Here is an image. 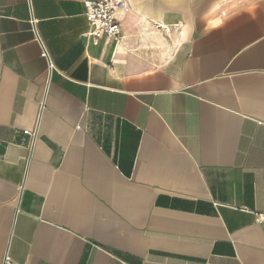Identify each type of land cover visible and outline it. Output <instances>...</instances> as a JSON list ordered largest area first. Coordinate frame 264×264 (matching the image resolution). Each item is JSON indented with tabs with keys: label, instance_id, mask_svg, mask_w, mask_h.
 <instances>
[{
	"label": "crops",
	"instance_id": "1",
	"mask_svg": "<svg viewBox=\"0 0 264 264\" xmlns=\"http://www.w3.org/2000/svg\"><path fill=\"white\" fill-rule=\"evenodd\" d=\"M84 1L0 0V264H264V0Z\"/></svg>",
	"mask_w": 264,
	"mask_h": 264
},
{
	"label": "built area",
	"instance_id": "2",
	"mask_svg": "<svg viewBox=\"0 0 264 264\" xmlns=\"http://www.w3.org/2000/svg\"><path fill=\"white\" fill-rule=\"evenodd\" d=\"M126 3L127 0H85L86 18L91 28L89 35L94 37L95 40L100 39L102 36H107L119 42L122 37V28L117 17V12ZM31 22L36 32L34 18H32ZM41 44L43 47V56L48 58L50 72H52L53 65L48 52L42 42ZM24 133L36 138L37 130H25Z\"/></svg>",
	"mask_w": 264,
	"mask_h": 264
}]
</instances>
